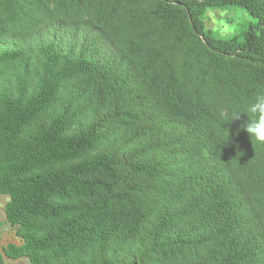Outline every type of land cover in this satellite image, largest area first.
<instances>
[{"label":"trees","instance_id":"obj_1","mask_svg":"<svg viewBox=\"0 0 264 264\" xmlns=\"http://www.w3.org/2000/svg\"><path fill=\"white\" fill-rule=\"evenodd\" d=\"M261 91L264 0H0V264H264Z\"/></svg>","mask_w":264,"mask_h":264},{"label":"rangeland","instance_id":"obj_2","mask_svg":"<svg viewBox=\"0 0 264 264\" xmlns=\"http://www.w3.org/2000/svg\"><path fill=\"white\" fill-rule=\"evenodd\" d=\"M240 12H212L207 13L206 25L213 30H219L220 35L229 36L237 33L239 29L245 28L253 19L241 9ZM244 16V18L239 17ZM234 17L231 21L227 19ZM220 19V20H219ZM226 19V20H225ZM8 197L5 195H0V248L6 246L7 244H19V239L14 234V229L11 228L5 222L4 215V205L7 202ZM5 264H28L26 259L10 260L4 258Z\"/></svg>","mask_w":264,"mask_h":264},{"label":"clouds","instance_id":"obj_3","mask_svg":"<svg viewBox=\"0 0 264 264\" xmlns=\"http://www.w3.org/2000/svg\"><path fill=\"white\" fill-rule=\"evenodd\" d=\"M246 114L247 119L243 122V128L249 136L257 142L264 144V91L258 92L251 102L247 103L243 110L237 109L222 114V122L228 123L241 118V114ZM224 128H221L223 130ZM229 142V135L223 138L220 145H226Z\"/></svg>","mask_w":264,"mask_h":264},{"label":"water","instance_id":"obj_4","mask_svg":"<svg viewBox=\"0 0 264 264\" xmlns=\"http://www.w3.org/2000/svg\"><path fill=\"white\" fill-rule=\"evenodd\" d=\"M201 39L204 41V39L201 37Z\"/></svg>","mask_w":264,"mask_h":264}]
</instances>
